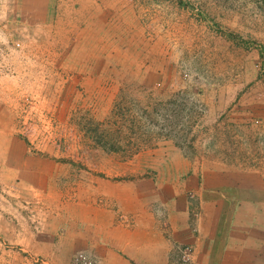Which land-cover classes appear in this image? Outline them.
<instances>
[{"label":"rangeland","instance_id":"1","mask_svg":"<svg viewBox=\"0 0 264 264\" xmlns=\"http://www.w3.org/2000/svg\"><path fill=\"white\" fill-rule=\"evenodd\" d=\"M51 13L63 36L35 21L36 68L0 71L20 98L7 104L16 127L0 137V169L18 141L33 181L3 182L20 213L4 215L19 237L1 230L0 264H101L69 239L56 251L65 229L92 214L106 226V213L102 244L119 256L166 247V264H196L219 206L225 220L235 199L264 213V0H53ZM131 217L154 227L147 251L112 232Z\"/></svg>","mask_w":264,"mask_h":264},{"label":"crops","instance_id":"2","mask_svg":"<svg viewBox=\"0 0 264 264\" xmlns=\"http://www.w3.org/2000/svg\"><path fill=\"white\" fill-rule=\"evenodd\" d=\"M6 5L10 7L7 8ZM52 6L53 0L0 1V21L3 20L6 22L5 24L0 25V71L7 72L8 70L12 71L13 68H19L22 69L23 72L28 73V69L36 68L35 51L36 49L39 51V47L33 45L35 44L33 36L35 21L46 23L45 26L49 28L52 27L55 29V32L58 31V36H63L60 33L61 28L53 27L54 21L52 20L51 13ZM19 22H21L20 24L22 27L16 29ZM45 32V36H48V38L52 36L50 30L48 33L47 31ZM20 37H26V40L23 41L24 45L21 46L20 49H15L14 46H11L10 44L14 40L18 42ZM62 41L63 40H59L60 43H62ZM48 43L51 45L50 41H48ZM65 49L66 46L59 50L60 55L64 53ZM53 51L55 50L53 49ZM45 53H49V50H42V58ZM58 59L59 57H57V60ZM49 63L50 62H44L43 60L40 65L44 67ZM59 63H61L60 59ZM10 79H12V76ZM1 81L2 80L0 79V137H2V133L13 131L14 113L13 110L10 109L11 104L9 106L7 105L9 104L8 102L20 99L18 95H13L12 92H8L10 87L8 86L9 84L1 83ZM15 127L16 126H14V128ZM3 145L4 142H1L0 139L1 165L3 164L4 159L3 150L1 148ZM5 145L6 147L9 145H11V147L17 146L20 150V156L17 158L15 157L16 160L14 162L12 159L11 161L9 160L14 165L8 174L4 175V169H0V183L2 182L0 185L2 191L0 192V240L2 241V236L5 237V233H2L1 230H8V228H10L9 231L12 233V235L9 236L11 240H17V237H19L18 224L13 220L18 219L16 215L17 213H20L17 206V200L12 198V196L18 197L13 194V183L15 182V186H17L16 181L20 178L21 181L33 183L32 178H30L31 172L29 173L26 167L17 166L18 162L24 160L21 158L24 155V152L21 150L20 143L18 141H7L5 142ZM4 180L7 182L13 180L14 182H12L11 185L9 184L8 186H5L4 188L6 189H4ZM233 205V213L227 220L224 218V206L222 205L221 207L219 206L217 217L212 221H206V226L209 224L210 227L207 230L206 227L204 228L205 231L203 238H200L201 242L193 243L195 246L194 260L196 264H264V213H259L254 210V206L256 207L259 205L257 203L252 204L247 208L241 204L239 200L235 199ZM6 211L13 214L12 216L14 217L13 219L8 217V221L11 220L9 224H6L4 216L7 213ZM128 214L130 215V213ZM98 219L99 221L96 220L95 216L92 214L90 221H87L85 225L78 226L79 222H77L76 226L78 227H76V233L71 231L74 230V228L65 229L64 234L58 236V250L56 251L58 258L60 259L62 258L61 256H64L65 244L67 243V239H69L74 244H77L80 249L92 253L95 259L100 261L101 264H131V260L138 263L145 261V263L150 264H161L162 261H164V264H166V247H161L160 249L162 252H158L155 258L152 257L149 261L145 259V257L148 256L145 252V254H137L139 251L138 247L133 249L127 259L124 256V251H122L119 256L116 248H111L105 246L107 244H102L104 240L107 241L105 236L108 237L111 232L109 222L110 225H113L114 217H111L106 213V226H104L105 224L101 221L100 217ZM131 219L134 218L131 217ZM23 223L24 222L19 223V225H22ZM42 225H44L43 229L45 230L46 227L50 226L49 224L47 225L45 217ZM152 228H154L152 223L144 225V223H138L137 220L134 219V223H131L129 226L114 227L112 232L113 234L116 232L115 238L119 237L122 239L124 237L129 240L126 242L129 245L133 244L136 246L138 244L137 242L141 241L139 245H146L145 250L147 251L148 244H156L151 237L147 236L148 232L151 233L150 230H152ZM88 229L90 230V234L87 232ZM140 237L142 238L141 240ZM110 244L114 245V241H109L108 245ZM119 247L121 248V245ZM46 257L48 258L50 256Z\"/></svg>","mask_w":264,"mask_h":264}]
</instances>
